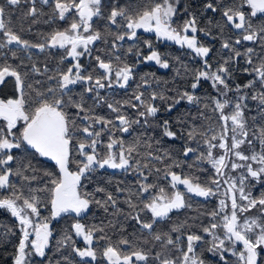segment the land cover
Masks as SVG:
<instances>
[{
	"label": "snow or ice",
	"instance_id": "obj_1",
	"mask_svg": "<svg viewBox=\"0 0 264 264\" xmlns=\"http://www.w3.org/2000/svg\"><path fill=\"white\" fill-rule=\"evenodd\" d=\"M39 3L0 4V86L11 84L0 95V212L13 221L0 224V247L13 248L11 264H264V0ZM206 13L222 23L202 25ZM38 23L51 27L33 33ZM142 33L190 50L199 66ZM201 33L223 37L215 65ZM170 59L188 77L172 96L137 71L169 69ZM204 82L214 93L206 99L197 94ZM120 90L131 94L116 99ZM158 101L169 113L181 102L196 109L157 124L178 150L147 131ZM100 210L105 218L88 222ZM188 210L195 216L176 219Z\"/></svg>",
	"mask_w": 264,
	"mask_h": 264
},
{
	"label": "trees",
	"instance_id": "obj_2",
	"mask_svg": "<svg viewBox=\"0 0 264 264\" xmlns=\"http://www.w3.org/2000/svg\"><path fill=\"white\" fill-rule=\"evenodd\" d=\"M121 3H124L125 0H120ZM183 3L185 4H192L193 0H182ZM195 4L199 5L201 3V0H194ZM0 4H5V0H0ZM41 5L39 3V0H37V7L39 8ZM29 7L28 3H22L18 8L17 7H12L10 9V11L13 14V17H18L20 15L21 12L26 11L27 8ZM197 11H199V9H196ZM45 11H47V8L45 7ZM207 19L203 18V17H198V19L201 20V24H208V20L210 19L212 21V24H216L218 22L222 23L220 15L218 13H206L205 14ZM46 19V17H45ZM100 25H104L103 21H100ZM27 26V25H25ZM33 27V33H36L37 30L41 31V32H47L49 30V28L51 27V25L49 24H44V23H38L32 26ZM214 34H216L218 32V30L214 29ZM143 38L145 39H151L153 41V44L163 53H166L170 58H175V57H180L181 60L184 61L185 64H193V59H194V54L190 53V50H185L180 48L179 45H176L174 42H159L155 39V34L154 33H142ZM231 35L230 32H228L227 30H225L224 32V36H228ZM201 39L203 40V42L207 45H211L213 47V51L215 53V55L212 56L211 59V63H213L215 65L218 57L220 54L226 52L227 50L221 49L220 45L222 42L223 37L217 35L216 39H213L212 37H204V35L201 33L200 34ZM28 38L30 39H36V36L32 35V34H28ZM133 42L132 41H127L125 43V47H127L128 45H131ZM99 44V42H98ZM141 47H143V45H141ZM239 47V46H238ZM55 51V50H53ZM33 52L35 53V58L41 62L44 61L45 59V54L43 53H39L37 50H33ZM145 53H147V49H145ZM50 62L53 58H49ZM129 60L132 59V57H128ZM82 63H89L88 60H83ZM170 63L172 64V67H170L169 69H163L160 68L159 65H155L154 62H150L148 64H142L140 65L139 69L137 70L140 74H144V73H151L154 74L156 80L160 81L159 84H153V89H158V90H162L165 91V94L168 96H172L175 93V89L176 87H181L184 86L186 87V83H187V79L188 77H186L183 73V70L181 69V75L177 76L176 72H177V68L179 67L178 64H176L174 59H170ZM193 66H199V58H195V63L193 64ZM241 66H243V61H241ZM234 80L236 83H240L241 81H246V77L244 76V74L242 73H236ZM134 87V85H133ZM0 88H2V91H0V95L5 94V93H10L11 90V84L9 83L7 88H3V86H0ZM167 89H171L172 91H166ZM103 94V93H102ZM131 93H125L123 90H120L117 94H116V99H124L127 98L128 95H130ZM197 94L204 96V98L206 99L207 96L205 94H214L213 90L211 89V87L209 86V84L207 82L203 83L202 88L197 90ZM108 95L111 96L112 92L111 90H108ZM89 103H91V101H89ZM161 104V113L158 115V119L157 120H152V127L148 128L147 131L150 134H155V138L156 139H160L161 140V145L164 147H170V148H175L178 150L179 148V142L173 144L171 141H168L166 138H162L160 135L161 129L159 127H157V124L164 120V119H168L171 121H174L177 117L179 116H185L187 115L189 112L192 113V115L196 114V109L193 105L187 104L186 102H181L180 105H177L176 108H174L172 110L171 113L164 111V104L162 102H157ZM253 104L255 102H252ZM96 111L100 114H108V115H113L109 112V110L106 109V107H104L103 105H101L100 107H98L96 109ZM127 111L130 114L134 115L133 110L131 109H127ZM255 111H253L252 113H250V115H255ZM151 120V118H150ZM137 128H139L141 131L144 130V128L142 126H136ZM50 166V165H49ZM111 173H104V176H108ZM114 180L119 181V180H123L125 179L124 174H121L119 172L116 173V175L113 177ZM129 181L131 180V177L128 178ZM165 186H167V182L165 181ZM89 188H92V185H89ZM197 201H199V204L201 206H210V205H206V203L203 201L202 198H195ZM212 203H216L215 200L212 201ZM195 216V211L194 210H188L186 211L183 215H179L176 219L179 221H183L185 218L187 217H194ZM105 218V214L103 213L102 210L95 212V214L93 216L89 217V221L88 222H94V223H99L100 220ZM110 218V217H109ZM12 218H10L9 214L7 213H3L0 212V224H12ZM57 231H59V229L61 228V224H55V222H53ZM134 224V222H132ZM129 232L132 231V228L129 227L128 229ZM77 242L78 244H80L81 242L79 241V238H77ZM13 251V248L11 247V245L8 246V250L4 251L3 247H0V257H2V259H0V264H11V256L10 253ZM53 253H55V246H53V250L52 253H50V255H52ZM54 259H58L59 258V254L56 253L55 256L53 257ZM102 264H107L106 261H103Z\"/></svg>",
	"mask_w": 264,
	"mask_h": 264
}]
</instances>
